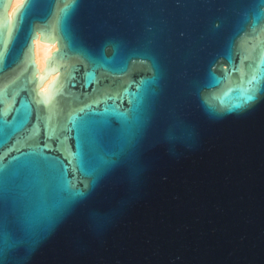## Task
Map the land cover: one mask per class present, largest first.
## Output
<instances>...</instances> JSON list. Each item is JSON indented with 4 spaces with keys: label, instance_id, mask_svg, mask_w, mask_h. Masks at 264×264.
I'll list each match as a JSON object with an SVG mask.
<instances>
[{
    "label": "water",
    "instance_id": "1",
    "mask_svg": "<svg viewBox=\"0 0 264 264\" xmlns=\"http://www.w3.org/2000/svg\"><path fill=\"white\" fill-rule=\"evenodd\" d=\"M13 2L0 264H264V0Z\"/></svg>",
    "mask_w": 264,
    "mask_h": 264
},
{
    "label": "bare ground",
    "instance_id": "2",
    "mask_svg": "<svg viewBox=\"0 0 264 264\" xmlns=\"http://www.w3.org/2000/svg\"><path fill=\"white\" fill-rule=\"evenodd\" d=\"M22 1L23 0H14L12 9H16ZM33 44V56L36 60L37 75H42L45 61L50 56L51 52L57 48V44L55 40L48 41L46 39H41L39 33L34 37ZM56 75L57 72H54L51 76L46 77V82L42 80L40 89L46 88Z\"/></svg>",
    "mask_w": 264,
    "mask_h": 264
},
{
    "label": "snow or ice",
    "instance_id": "3",
    "mask_svg": "<svg viewBox=\"0 0 264 264\" xmlns=\"http://www.w3.org/2000/svg\"><path fill=\"white\" fill-rule=\"evenodd\" d=\"M10 20V18H9ZM5 22V21H4ZM8 22V21H7ZM7 42H8V37L5 36L2 33V42H0V56L3 55V49H5L7 47ZM50 67H51V63H50ZM52 70H56L55 68H52ZM257 82V78L254 76L250 81H249V85L256 83ZM54 91V89H53ZM248 99H252L251 96L247 97ZM45 147H47L45 145ZM44 159H47V157H44ZM62 177H63V190L64 192L67 194L69 201L72 200L73 197H75L76 195H79V192L74 190L72 188V186L70 185V183L67 181L66 179V173H62Z\"/></svg>",
    "mask_w": 264,
    "mask_h": 264
}]
</instances>
